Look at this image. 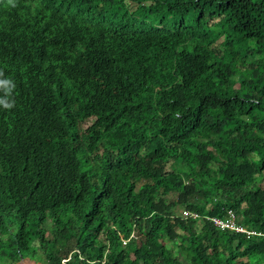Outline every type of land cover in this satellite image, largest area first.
<instances>
[{"label":"trees","instance_id":"obj_1","mask_svg":"<svg viewBox=\"0 0 264 264\" xmlns=\"http://www.w3.org/2000/svg\"><path fill=\"white\" fill-rule=\"evenodd\" d=\"M0 72V264H264V0H0Z\"/></svg>","mask_w":264,"mask_h":264},{"label":"clouds","instance_id":"obj_2","mask_svg":"<svg viewBox=\"0 0 264 264\" xmlns=\"http://www.w3.org/2000/svg\"><path fill=\"white\" fill-rule=\"evenodd\" d=\"M3 76V73L0 72V77ZM15 84L11 79H0V91L4 93L3 97H0V106L5 109H10L14 105V101L10 99ZM26 260V259H23ZM21 264L23 262H20Z\"/></svg>","mask_w":264,"mask_h":264},{"label":"built area","instance_id":"obj_3","mask_svg":"<svg viewBox=\"0 0 264 264\" xmlns=\"http://www.w3.org/2000/svg\"><path fill=\"white\" fill-rule=\"evenodd\" d=\"M184 216H189L188 212H184L183 213ZM229 219L224 221L218 218H212L210 219L212 221V224L221 229V230H230V231H234V232H238V233H246V234H250L248 232H246L242 227L236 225L235 221H234V215L230 212L228 213ZM197 215H193V218H196ZM254 234V233H251Z\"/></svg>","mask_w":264,"mask_h":264},{"label":"rangeland","instance_id":"obj_4","mask_svg":"<svg viewBox=\"0 0 264 264\" xmlns=\"http://www.w3.org/2000/svg\"><path fill=\"white\" fill-rule=\"evenodd\" d=\"M148 5H149V3H147ZM47 237L48 238H50L51 237V235L50 234H47ZM37 256H36V258L37 259H39L40 260V262H41V260L43 259L44 260V255L41 253V252H39V253H37L36 254ZM21 262H23L22 264H28V263H30V264H36V263H33V262H31V261H29L28 259L27 260H21ZM25 262V263H24ZM37 263H39V262H37ZM42 263V262H41ZM18 264H21L20 262L18 263Z\"/></svg>","mask_w":264,"mask_h":264},{"label":"crops","instance_id":"obj_5","mask_svg":"<svg viewBox=\"0 0 264 264\" xmlns=\"http://www.w3.org/2000/svg\"><path fill=\"white\" fill-rule=\"evenodd\" d=\"M27 260V259H26ZM29 261H31V262H33V263H36V264H44V260L42 259L41 260V262H40V260H36V259H28ZM37 262H39V263H37ZM25 263V262H24ZM27 264V263H26ZM28 264H30V263H28Z\"/></svg>","mask_w":264,"mask_h":264}]
</instances>
